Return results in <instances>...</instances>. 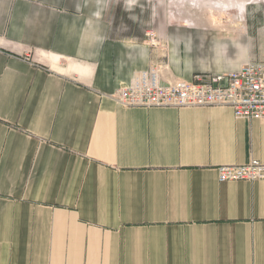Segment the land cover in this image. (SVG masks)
<instances>
[{"label":"crops","instance_id":"obj_1","mask_svg":"<svg viewBox=\"0 0 264 264\" xmlns=\"http://www.w3.org/2000/svg\"><path fill=\"white\" fill-rule=\"evenodd\" d=\"M223 22L0 0V264H264V180L217 171L264 162V118L113 96L152 64L190 81L264 62V12Z\"/></svg>","mask_w":264,"mask_h":264},{"label":"built area","instance_id":"obj_2","mask_svg":"<svg viewBox=\"0 0 264 264\" xmlns=\"http://www.w3.org/2000/svg\"><path fill=\"white\" fill-rule=\"evenodd\" d=\"M147 39L158 43L150 30ZM124 107H230L237 118H264V62L249 61L237 72L197 74L193 80L167 79L163 65L152 64L113 95ZM225 181L264 180V162L217 166Z\"/></svg>","mask_w":264,"mask_h":264},{"label":"rangeland","instance_id":"obj_3","mask_svg":"<svg viewBox=\"0 0 264 264\" xmlns=\"http://www.w3.org/2000/svg\"><path fill=\"white\" fill-rule=\"evenodd\" d=\"M263 12L264 0H166V16L172 20L216 19L229 26L227 19L241 17L259 26ZM150 31L157 36L154 28Z\"/></svg>","mask_w":264,"mask_h":264},{"label":"bare ground","instance_id":"obj_4","mask_svg":"<svg viewBox=\"0 0 264 264\" xmlns=\"http://www.w3.org/2000/svg\"><path fill=\"white\" fill-rule=\"evenodd\" d=\"M148 108V107H147Z\"/></svg>","mask_w":264,"mask_h":264}]
</instances>
